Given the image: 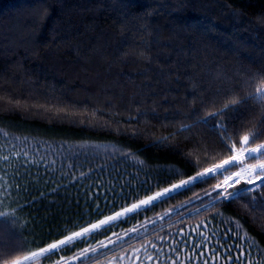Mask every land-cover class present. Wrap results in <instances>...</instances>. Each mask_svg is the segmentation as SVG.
Wrapping results in <instances>:
<instances>
[{"label": "trees", "instance_id": "16d2710c", "mask_svg": "<svg viewBox=\"0 0 264 264\" xmlns=\"http://www.w3.org/2000/svg\"><path fill=\"white\" fill-rule=\"evenodd\" d=\"M218 61L229 87L247 81L233 99L246 102L210 109L200 82ZM258 88L264 0H0V264H80L92 247L84 264H264V188L214 191L239 167L40 252L102 219L97 205L111 214L170 188L245 135L264 143V104L247 99Z\"/></svg>", "mask_w": 264, "mask_h": 264}, {"label": "snow or ice", "instance_id": "6c2138e0", "mask_svg": "<svg viewBox=\"0 0 264 264\" xmlns=\"http://www.w3.org/2000/svg\"><path fill=\"white\" fill-rule=\"evenodd\" d=\"M247 99H251L256 101L258 104H264V88H258L256 90V94L248 97ZM246 101H236L233 100L231 102L232 105L237 103H243ZM227 110V106L226 109ZM223 111L217 115H222ZM217 128L220 131L224 132L223 139L227 138V127L224 123H220L217 125ZM262 133H254L252 136L245 135L242 137L240 143L242 145L241 148L237 149L235 145H233L228 150L233 152L228 159L223 160L220 164L214 165L212 168H207L202 172H197L194 176L189 177L188 179H182L179 183L172 184L170 188H163L161 191H156L150 195L145 194L143 199L137 198L135 202L128 203L127 205L121 204L119 206L120 210L112 211L111 214H104L105 209L101 208L97 205L95 211L99 212L103 218L97 219L96 222L89 221L87 226H81L78 231H72L70 234L64 236L63 239L58 240L56 243L48 245L47 248H42L40 250L43 254H50L53 250L59 251L61 247L68 248L75 244L77 241L85 240L89 237H94L97 233H104L107 230H110L111 226L116 224L117 222L127 219L129 215L139 214L146 209L152 208L156 206L158 203L165 201L166 199L172 198L174 193H179L181 190H190L191 186L196 184L197 182H206L208 178H214L217 175L223 176L225 172H228L233 167H239V171L233 172L230 176H224L223 184H216L214 187V191L217 193V196L221 199L226 200H235L237 197L243 196L245 192H253L257 191L260 188H264V143L256 144L255 147H249L250 143H255L259 136ZM227 147V145H225ZM23 155L27 156V153H23ZM245 159L248 160H256L254 164H244L241 166V162ZM5 161L8 160V157L4 158ZM28 164H39L40 161H32L27 160ZM174 171V170H173ZM175 175L179 176L180 173H175ZM81 175H86L82 173ZM241 180H244L246 185H250L251 187H247L245 189H237L235 191H227V188H231L234 185L240 184ZM231 181V183H229ZM224 192H221L220 189L224 186ZM112 191V189H109ZM123 192V189H122ZM109 202L115 207V202L111 201V198H108ZM124 199H128L124 197ZM7 215V214H5ZM136 229H130L129 232H134ZM115 235V233H114ZM117 239H121L119 236ZM207 239V237H205ZM102 247H107L104 244V241L99 242ZM108 243H114L111 238H109ZM155 248V245H152ZM194 247L198 248L199 245H195ZM136 251H139L137 249ZM175 251V249H174ZM98 252L96 247L84 248L82 252L79 254L76 259L80 260V264H84L85 260L90 259L89 253L94 256ZM32 257H36L39 255L38 253H32ZM203 255V254H201ZM152 257H149L151 259ZM25 261H30L31 257H24ZM11 264H22L20 260H13ZM207 264V262H205Z\"/></svg>", "mask_w": 264, "mask_h": 264}, {"label": "rangeland", "instance_id": "374dc122", "mask_svg": "<svg viewBox=\"0 0 264 264\" xmlns=\"http://www.w3.org/2000/svg\"><path fill=\"white\" fill-rule=\"evenodd\" d=\"M214 68L215 72L212 73V78L200 82L203 95L209 103L211 110H215L229 103L234 98L251 91V88L245 80L242 81V84H240L238 88L229 87L225 81L220 61L216 62Z\"/></svg>", "mask_w": 264, "mask_h": 264}]
</instances>
